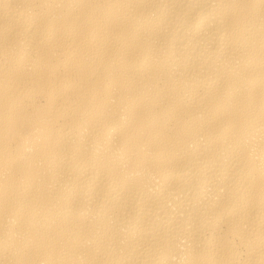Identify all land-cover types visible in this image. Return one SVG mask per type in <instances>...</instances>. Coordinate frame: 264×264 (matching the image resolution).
<instances>
[{"label":"bare ground","instance_id":"obj_1","mask_svg":"<svg viewBox=\"0 0 264 264\" xmlns=\"http://www.w3.org/2000/svg\"><path fill=\"white\" fill-rule=\"evenodd\" d=\"M0 264H264V0H0Z\"/></svg>","mask_w":264,"mask_h":264}]
</instances>
